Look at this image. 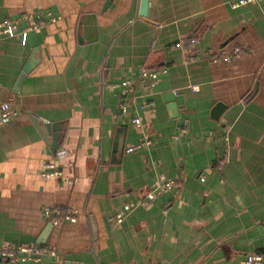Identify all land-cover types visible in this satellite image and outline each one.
<instances>
[{
  "label": "crops",
  "instance_id": "crops-1",
  "mask_svg": "<svg viewBox=\"0 0 264 264\" xmlns=\"http://www.w3.org/2000/svg\"><path fill=\"white\" fill-rule=\"evenodd\" d=\"M147 1L142 15V0H0V22L60 17L25 44L0 39V103L16 112L0 127V246L56 252L17 264L264 256V0ZM142 69L158 72L153 88ZM125 81L128 98L111 88ZM142 137L149 149L127 153ZM47 161L65 178L43 177ZM161 176L177 186L113 226ZM46 206L77 210V222L53 226Z\"/></svg>",
  "mask_w": 264,
  "mask_h": 264
},
{
  "label": "built area",
  "instance_id": "built-area-1",
  "mask_svg": "<svg viewBox=\"0 0 264 264\" xmlns=\"http://www.w3.org/2000/svg\"><path fill=\"white\" fill-rule=\"evenodd\" d=\"M259 0H237L231 4L236 9L241 6L256 2ZM60 19L59 16H54L50 12H36L34 14H22L21 16L13 19H7L0 22V39L13 38L15 36L21 37L22 44L26 43L27 36L29 33L38 31L51 23H55ZM240 50L235 49L231 54L221 53L216 56L213 60H224L229 57H235L239 54ZM158 72L152 70L142 69L140 71V79L147 81L146 88H153L154 82L157 79ZM122 96L128 98L129 93L133 92V86L130 82L125 81L119 85L112 86ZM192 90H197V87H191ZM123 113L126 112V106L121 107ZM16 116V112L11 106V102L0 103V127ZM133 123L140 125L141 121L139 118H134ZM152 142L147 137H142L138 144L132 146L126 150L127 153H131L138 150L149 149ZM67 156V152L61 150L57 152L56 159H64ZM72 166V164H70ZM41 175L45 178H65L61 169L52 161L44 163L41 171ZM69 184H73L74 179H66ZM177 186L174 181L166 179L161 176L158 181L151 187V189L144 195L145 201H140L136 204H125L111 218L113 226L120 225L125 217L131 213L137 206L145 205L151 202L158 193L172 190ZM41 213L45 220L50 222L53 226H59L66 222L75 223L77 222L78 212L72 208H59V207H43ZM44 257H56L54 249L48 246H36V245H3L0 246V264H17L25 262H40ZM242 264H264L263 255H247Z\"/></svg>",
  "mask_w": 264,
  "mask_h": 264
},
{
  "label": "water",
  "instance_id": "water-1",
  "mask_svg": "<svg viewBox=\"0 0 264 264\" xmlns=\"http://www.w3.org/2000/svg\"><path fill=\"white\" fill-rule=\"evenodd\" d=\"M148 7H149V3H148V1H147V0H142V5H141V14H142V15H147L146 10L148 9ZM34 64H35V60H34L33 58H31V59L28 61V63L26 64V66L23 68V71H22V73H21V75H20V79H21L22 77H24L25 74H27V73L30 72V70L33 68ZM172 107L174 108V106H172ZM53 127H54V126H53ZM46 128H47V127H46Z\"/></svg>",
  "mask_w": 264,
  "mask_h": 264
}]
</instances>
